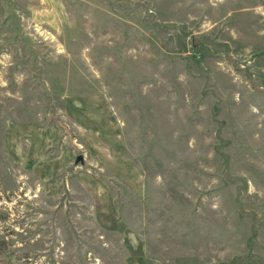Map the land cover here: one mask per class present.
<instances>
[{
	"label": "rangeland",
	"instance_id": "obj_1",
	"mask_svg": "<svg viewBox=\"0 0 264 264\" xmlns=\"http://www.w3.org/2000/svg\"><path fill=\"white\" fill-rule=\"evenodd\" d=\"M0 264H264V0H0Z\"/></svg>",
	"mask_w": 264,
	"mask_h": 264
}]
</instances>
